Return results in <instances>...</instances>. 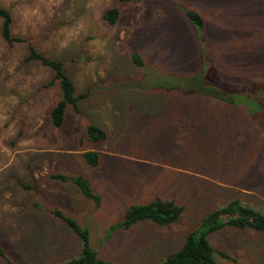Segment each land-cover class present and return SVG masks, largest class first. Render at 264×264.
I'll list each match as a JSON object with an SVG mask.
<instances>
[{
	"label": "rangeland",
	"instance_id": "1",
	"mask_svg": "<svg viewBox=\"0 0 264 264\" xmlns=\"http://www.w3.org/2000/svg\"><path fill=\"white\" fill-rule=\"evenodd\" d=\"M0 6L13 14L14 35L64 62L75 97L87 96L78 113L68 106L55 128L50 112L61 97L59 83L49 87L54 74L25 62V45L2 40L0 21V264H66L80 255L82 240L56 211L88 229L99 256L117 264H161L207 215L233 200L264 213V113L252 83L264 82V0ZM114 7L120 18L109 26L103 14ZM189 11L202 16L204 30ZM216 88L226 98L234 92L240 106L206 95ZM90 126L107 140L91 142ZM89 151L101 154L97 167L85 161ZM51 175L87 179L100 205ZM157 198L185 206L177 223L113 230L131 206ZM209 241L235 260L218 257L215 264H264L263 232L227 226Z\"/></svg>",
	"mask_w": 264,
	"mask_h": 264
},
{
	"label": "trees",
	"instance_id": "2",
	"mask_svg": "<svg viewBox=\"0 0 264 264\" xmlns=\"http://www.w3.org/2000/svg\"><path fill=\"white\" fill-rule=\"evenodd\" d=\"M129 1L130 0H119L120 3H127ZM187 15L192 24L195 25L198 30H204L205 23L199 13L189 11L187 12ZM119 18L120 10L117 7L108 9L103 14V20L109 26H115L118 23ZM0 21L1 38L9 47L25 45L28 53L25 62L28 64H39L54 74V77L48 86L51 87L56 85V83H59L61 97L55 107L51 110L50 119L55 128H61L65 121L67 107L72 106L74 111L78 113L79 100L87 96L82 95L78 98L75 97V85L66 73V65L64 62L51 58L40 52L32 40L14 35L13 14L10 10L1 6ZM133 58L134 63L137 66H144L143 59L139 54H135ZM252 83L255 85L257 84L260 88L258 104L260 111L259 114H262L264 113V104L262 103V100H264V82L262 79ZM246 85H244V87ZM195 95H200V92H196ZM206 95L220 99L222 102H227L229 107L233 106V108H236L240 106L234 101V97L237 96L234 92L229 93V96L226 98L224 93L216 88ZM257 114L258 113L255 112V115ZM87 132L91 142L100 143L107 140V133L96 126L88 127ZM84 158L87 164L92 167H97L101 162V154L98 152H85ZM50 177L54 180L56 179L62 182L73 183L87 199L94 201L97 206L100 205V196L94 193L91 184L87 179L64 175H51ZM23 187L25 189H32L29 186ZM184 211L185 206L176 203L174 200L157 198L148 204L131 206L126 212L124 221L114 227L113 230L128 231L137 224L143 222L154 223L159 227L170 226L181 219ZM54 216L60 219L68 230L76 234L82 240L81 254L66 264H117L99 256V253L90 244L91 234L89 230L82 227L75 219L68 217L59 211L54 212ZM227 226L242 230L251 229L264 233V213L243 205L239 200H233L227 205L219 207L207 215L202 220L199 227L188 235L182 248L167 256L161 264H215L216 258L218 257L235 262V260L228 254L216 251L209 241L210 235ZM0 255L5 257L1 251ZM9 264L13 263L9 262Z\"/></svg>",
	"mask_w": 264,
	"mask_h": 264
}]
</instances>
